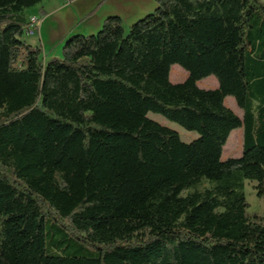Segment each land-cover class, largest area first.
<instances>
[{"label":"trees","instance_id":"trees-1","mask_svg":"<svg viewBox=\"0 0 264 264\" xmlns=\"http://www.w3.org/2000/svg\"><path fill=\"white\" fill-rule=\"evenodd\" d=\"M41 1L0 0V264H264L244 189L264 199V3L156 0L126 34L72 33L44 61L24 39ZM237 128L242 155L224 160ZM70 219H118L72 222L120 238Z\"/></svg>","mask_w":264,"mask_h":264},{"label":"crops","instance_id":"crops-1","mask_svg":"<svg viewBox=\"0 0 264 264\" xmlns=\"http://www.w3.org/2000/svg\"><path fill=\"white\" fill-rule=\"evenodd\" d=\"M156 7V0H42L26 10L28 18L38 17L41 22L33 34L24 37L42 46L47 60L61 56L63 41L72 33L110 40L126 34L132 24Z\"/></svg>","mask_w":264,"mask_h":264},{"label":"rangeland","instance_id":"rangeland-1","mask_svg":"<svg viewBox=\"0 0 264 264\" xmlns=\"http://www.w3.org/2000/svg\"><path fill=\"white\" fill-rule=\"evenodd\" d=\"M262 3H264V0H260ZM32 38V37H31ZM24 39L27 40V36L24 37ZM34 40V37L33 39ZM44 61H46V58L43 57ZM188 77V71L185 70L182 66L175 64L172 66L171 73H170V79L172 82H182ZM198 85L200 88L203 89H213L218 87V79L215 75L208 76L198 82ZM225 103L228 107L233 109L239 116H243V110L237 105L236 100L233 96H228L225 100ZM150 118L158 121L162 125H165L167 127H170L176 131H178L181 135V138L185 142H189L199 136V133L196 131H190L182 127L176 122L170 121L165 116L157 113L150 112L148 115ZM242 149H243V128H237L233 130L228 138V141L224 147L223 151V159H227L229 157H238L242 155ZM204 186H209L208 183H205ZM257 186L258 182L255 180H249L245 179L244 181V189L246 193V197L249 203V211L252 213H257L259 216H264V199L258 196L257 192ZM68 223H70L78 232L89 236L91 238L97 239L102 243L108 242V241H114L118 240L120 238V234L118 236H115L114 238H109L106 240H100L99 238H96L93 235L86 234L80 230L77 229L75 224H73L72 221L78 222L80 226L83 228L94 231L95 229H99L100 227L106 226L109 228V233H112V229L116 227V224L113 223L114 221H117L121 224L122 222L118 219L114 220H89V219H70L67 220ZM110 223L108 224L107 222ZM112 221V223H111Z\"/></svg>","mask_w":264,"mask_h":264},{"label":"built area","instance_id":"built-area-1","mask_svg":"<svg viewBox=\"0 0 264 264\" xmlns=\"http://www.w3.org/2000/svg\"><path fill=\"white\" fill-rule=\"evenodd\" d=\"M41 22V19L38 17L29 18V25L25 29V35H30L34 33L35 27L38 26Z\"/></svg>","mask_w":264,"mask_h":264}]
</instances>
